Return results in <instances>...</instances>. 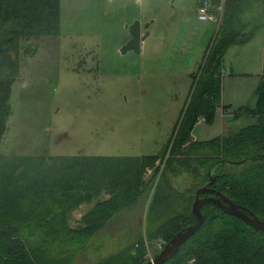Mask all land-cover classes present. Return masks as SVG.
<instances>
[{
    "label": "rangeland",
    "instance_id": "rangeland-1",
    "mask_svg": "<svg viewBox=\"0 0 264 264\" xmlns=\"http://www.w3.org/2000/svg\"><path fill=\"white\" fill-rule=\"evenodd\" d=\"M206 1L214 0H60L58 35L22 43L21 53L35 54L21 56L0 156L119 159L125 165L120 186L153 183L144 203L119 216L84 250L75 253L66 247L64 259L70 262L62 264H117L115 257L127 249L136 258L141 239L145 250L141 262L147 264L165 246L164 239H145L149 207L165 182L177 193L192 188L191 170L175 166L173 175L170 164L185 161L194 169L195 159L187 153L172 158L170 148L193 91L204 80L205 53L217 44L225 26L224 8L217 24L198 22V9ZM222 1L224 5L226 0ZM136 22L142 33L148 25L149 37L140 55L123 56L128 28ZM242 24L248 27L246 34L257 31L246 44L226 51L221 102L212 124L195 125L196 142L227 138L257 122L234 117L240 109H255V90L264 71V0H253ZM223 107L229 109L223 112ZM145 158L157 160L139 168ZM108 199L102 193L81 206L71 216L70 226L75 228V217Z\"/></svg>",
    "mask_w": 264,
    "mask_h": 264
},
{
    "label": "trees",
    "instance_id": "trees-1",
    "mask_svg": "<svg viewBox=\"0 0 264 264\" xmlns=\"http://www.w3.org/2000/svg\"><path fill=\"white\" fill-rule=\"evenodd\" d=\"M252 3L253 0H226L223 5L226 18L223 35L205 53L201 74L204 80L196 85L170 148L172 158L187 153V157L195 159L194 169L185 161L174 160L170 164L173 175L175 166L191 170L192 188L184 194L175 192L167 182L157 188L149 207L147 242L164 239L166 245L177 233L193 226L191 205L195 192L209 184L210 179L213 180L210 189L264 222V71L255 90V109H240L234 117V120L241 116L254 118L255 125L227 138L208 142L192 139L200 120L212 124L221 102V71L226 51L246 44L257 31L246 34L248 27L242 24V16ZM59 21L60 0H0V145L12 115L11 89L19 78L21 56L35 54L30 50L21 53V45L33 39L56 37ZM228 109L222 108L223 112ZM156 160L145 158L139 168ZM123 167L119 159L109 158L52 160L0 156V264L69 263V259H64L66 247H72L75 253L84 250L88 241L110 229L119 216L127 215L149 197L152 182L120 186ZM102 193L110 199L97 202L82 216L80 225L72 228L74 211L97 200ZM176 202L180 207L174 206ZM201 213L202 227L166 264H264V234L224 215L214 206L203 207ZM143 242L141 239L136 243L141 246L136 258L127 249L115 257L116 263L144 264ZM47 250L52 251L46 253Z\"/></svg>",
    "mask_w": 264,
    "mask_h": 264
},
{
    "label": "water",
    "instance_id": "water-1",
    "mask_svg": "<svg viewBox=\"0 0 264 264\" xmlns=\"http://www.w3.org/2000/svg\"><path fill=\"white\" fill-rule=\"evenodd\" d=\"M148 29V25L145 26L144 33H142L140 24L137 22L130 26L128 28L129 42L121 49V55L125 56L131 52H133L135 55H140L142 46L149 37V34L147 33ZM212 183L213 180L210 179L209 184L195 192L194 201L191 205V215L195 218V224L187 228L185 231L177 233L169 241V243L165 245L160 255L155 260L147 264H166L175 258L180 248L192 237H194L196 232L202 227L204 223V217L201 213V210L205 206H214L224 215L234 218L243 223L245 226L264 234V222L259 220L253 213H250L244 208L231 202L223 194L210 189ZM205 195H208V197L201 198Z\"/></svg>",
    "mask_w": 264,
    "mask_h": 264
},
{
    "label": "built area",
    "instance_id": "built-area-1",
    "mask_svg": "<svg viewBox=\"0 0 264 264\" xmlns=\"http://www.w3.org/2000/svg\"><path fill=\"white\" fill-rule=\"evenodd\" d=\"M223 13V1L214 4L212 1H206L197 12V20L200 23L215 25L219 22Z\"/></svg>",
    "mask_w": 264,
    "mask_h": 264
},
{
    "label": "crops",
    "instance_id": "crops-1",
    "mask_svg": "<svg viewBox=\"0 0 264 264\" xmlns=\"http://www.w3.org/2000/svg\"><path fill=\"white\" fill-rule=\"evenodd\" d=\"M261 77V76H260ZM200 122H204L203 120H200L199 121V123ZM194 142H196L195 140H193ZM208 142V141H207ZM85 215V213L83 214V215H78L77 217H75L74 218V220L72 221L73 223H74V226H79L80 224H79V222H80V219L82 218V216H84ZM71 222V221H70Z\"/></svg>",
    "mask_w": 264,
    "mask_h": 264
},
{
    "label": "flooded vegetation",
    "instance_id": "flooded-vegetation-1",
    "mask_svg": "<svg viewBox=\"0 0 264 264\" xmlns=\"http://www.w3.org/2000/svg\"><path fill=\"white\" fill-rule=\"evenodd\" d=\"M140 29H141V26H140ZM141 32H142V29H141ZM143 33H144V32H143ZM140 35H141V33H140ZM164 247H165V246H164ZM164 247L162 248V250L164 249ZM162 250H161V251H162ZM160 253H161V252H160Z\"/></svg>",
    "mask_w": 264,
    "mask_h": 264
}]
</instances>
